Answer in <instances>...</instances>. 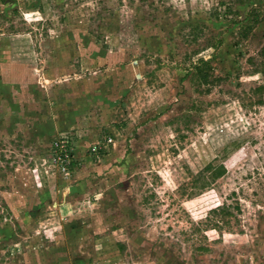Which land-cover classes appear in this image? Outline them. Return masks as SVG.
Listing matches in <instances>:
<instances>
[{
    "label": "rangeland",
    "instance_id": "obj_1",
    "mask_svg": "<svg viewBox=\"0 0 264 264\" xmlns=\"http://www.w3.org/2000/svg\"><path fill=\"white\" fill-rule=\"evenodd\" d=\"M262 49L264 0H0V264H264Z\"/></svg>",
    "mask_w": 264,
    "mask_h": 264
},
{
    "label": "trees",
    "instance_id": "obj_2",
    "mask_svg": "<svg viewBox=\"0 0 264 264\" xmlns=\"http://www.w3.org/2000/svg\"><path fill=\"white\" fill-rule=\"evenodd\" d=\"M260 55L264 59V49L261 50ZM199 62H200V64L193 66L195 77L198 79L200 84L209 85L210 82H212V81H211V78H209V73L207 72L208 62L202 61V60ZM259 89H260V87L257 88V90H259ZM60 146L61 145H58L57 151L60 152L61 157H64L65 153L60 148ZM224 173H225V168L223 167V165L208 164L203 168V170L200 173H198V177H195V179L203 178V176L205 174H208V177H204V179L209 178L210 179L209 182H211V181H214V180L220 178ZM203 186H205V185L203 184ZM214 210H217V212L218 211H225L226 207L224 205H221V206L216 207ZM214 210L210 211V212H215Z\"/></svg>",
    "mask_w": 264,
    "mask_h": 264
},
{
    "label": "built area",
    "instance_id": "obj_3",
    "mask_svg": "<svg viewBox=\"0 0 264 264\" xmlns=\"http://www.w3.org/2000/svg\"><path fill=\"white\" fill-rule=\"evenodd\" d=\"M56 148H58V145H56ZM60 148H61V146H60Z\"/></svg>",
    "mask_w": 264,
    "mask_h": 264
}]
</instances>
